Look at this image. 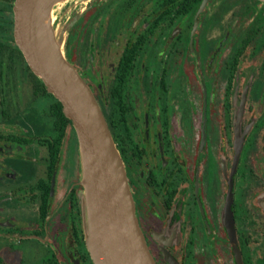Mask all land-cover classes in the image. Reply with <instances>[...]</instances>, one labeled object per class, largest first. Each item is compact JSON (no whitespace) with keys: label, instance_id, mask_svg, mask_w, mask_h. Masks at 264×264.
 Instances as JSON below:
<instances>
[{"label":"flooded vegetation","instance_id":"obj_1","mask_svg":"<svg viewBox=\"0 0 264 264\" xmlns=\"http://www.w3.org/2000/svg\"><path fill=\"white\" fill-rule=\"evenodd\" d=\"M16 1L0 0V264H95L74 129L17 46ZM203 2L98 0L68 55L155 262L236 264V249L264 264V3L208 0L197 16Z\"/></svg>","mask_w":264,"mask_h":264},{"label":"water","instance_id":"obj_2","mask_svg":"<svg viewBox=\"0 0 264 264\" xmlns=\"http://www.w3.org/2000/svg\"><path fill=\"white\" fill-rule=\"evenodd\" d=\"M69 1L17 0V46L48 93L61 103L74 129L77 185L82 188L85 231L94 263L157 264L142 233L125 166L93 85L68 55L70 31L89 7L72 20L54 15ZM207 2L204 0L197 16ZM235 254L236 264H243L239 250Z\"/></svg>","mask_w":264,"mask_h":264},{"label":"rangeland","instance_id":"obj_3","mask_svg":"<svg viewBox=\"0 0 264 264\" xmlns=\"http://www.w3.org/2000/svg\"><path fill=\"white\" fill-rule=\"evenodd\" d=\"M97 1L98 0H90V1L83 2L81 0H72L66 3L64 6L58 7L54 15L59 18L60 17L70 18V20H72L76 16L77 12H80L82 9L89 7L91 3L93 2L96 3ZM70 58L71 60L73 59L72 57Z\"/></svg>","mask_w":264,"mask_h":264},{"label":"trees","instance_id":"obj_4","mask_svg":"<svg viewBox=\"0 0 264 264\" xmlns=\"http://www.w3.org/2000/svg\"><path fill=\"white\" fill-rule=\"evenodd\" d=\"M53 110H54V114L58 117L61 118L62 120L65 121V124H70L71 122L65 117V115L63 114V107L61 105V103H59L57 101V103L55 105H53Z\"/></svg>","mask_w":264,"mask_h":264}]
</instances>
